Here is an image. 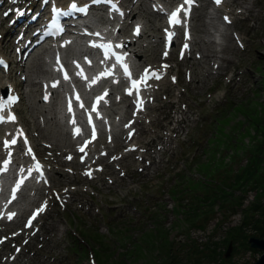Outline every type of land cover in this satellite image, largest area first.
I'll return each mask as SVG.
<instances>
[{
    "label": "rangeland",
    "instance_id": "374dc122",
    "mask_svg": "<svg viewBox=\"0 0 264 264\" xmlns=\"http://www.w3.org/2000/svg\"><path fill=\"white\" fill-rule=\"evenodd\" d=\"M244 1L253 9L251 23L248 22L246 25V22H240L235 25V28L241 29V34L246 39L245 51L237 48L233 53L234 47L230 43L232 49L229 53H233L235 58L232 63L226 64L227 69L224 72L225 74L230 71L229 74H231V70L234 72L239 68L241 72L239 83L231 81L226 85L224 74L218 78L211 75L202 82L201 79L205 78L202 75L203 69L196 72L198 65L197 68L195 65L191 66L190 58L180 60L176 50L171 57L173 69L178 74L179 84L168 82V89L161 90L157 101L152 104L147 124L141 125H145V128L140 130L138 141L145 147L149 146V149L145 153L139 151L135 153L136 157L144 154L145 159L135 163L132 161L134 159L132 156L124 160L123 167L127 169V173L123 176L122 170L118 171L112 166L107 167L102 177H106L103 181L108 185L100 186L98 181L91 182V185L96 188V195L82 191L85 186L78 187L80 191L75 194L78 200L70 204L68 211L54 212L51 218L49 216L45 219L46 222L49 221L47 224L51 231L49 236L55 233L54 240L41 251L37 250L38 247L35 245L33 249L38 252L35 251L31 259H28L30 254L21 256L26 264H35V262L38 264H89V258L81 257L77 253V250H82L80 245L74 246L75 241L69 236L70 229L74 227H77L93 246L98 264H168L170 255L192 264L193 261L190 259L194 257L195 252H192V249L198 247L200 250L204 243H211V241L217 244L215 261L204 259L203 264H255L260 259L262 251L251 250L245 241L250 236L260 237L263 233L264 103L261 98H264V90H262V82L264 85V0ZM199 12L198 10L196 14ZM198 29L197 32H203L207 38L213 35L209 33L211 30L202 28L201 25ZM158 34L161 35L160 32ZM145 37L148 36L145 35ZM142 40L145 41L143 38ZM150 60L154 63L160 61L152 55ZM210 60L208 68L212 65ZM191 67L194 77L188 80L186 74L192 71ZM13 73L12 71L11 74ZM222 78L225 82L218 87ZM199 79L201 84L198 82ZM215 81L218 83L214 84ZM35 84L39 87L38 82L35 81ZM256 84L259 88L258 93L255 91ZM27 85L28 92L34 88L30 83ZM28 101L27 99L26 102ZM230 101L236 103L242 101L246 105H235L229 110L219 109L215 119L217 106L226 102L232 104ZM19 107L26 109L23 102ZM179 111H183L181 113L183 120L177 119L180 117ZM22 115L20 114V117ZM215 122L217 129L214 127ZM29 125L32 126L31 123ZM50 125L54 126L48 124L45 130L49 129ZM203 127H205L204 131H201ZM31 133L37 151L48 164H52L51 171H62L59 170L61 169L59 161L55 163L50 158L52 155L46 154L48 150H53L46 149L45 153L41 152L43 145L38 141L37 131L31 128ZM158 134L163 138H159ZM195 137L201 139L198 151L194 150ZM183 138L187 141H180ZM48 141L51 143V140ZM167 141L169 142L165 146ZM214 141L219 144L217 151L211 149ZM60 148L63 147L56 146L55 150L60 151ZM122 148L123 146L119 147L118 151ZM167 148V152H164ZM231 148L234 150L233 154H230ZM196 153H198L196 159L191 160ZM218 154L221 156L218 157ZM159 155H162L164 164L161 163L158 168V165L152 161L150 166H146L147 159L151 161V157L154 156L159 161ZM255 159H258L256 163ZM59 160L64 161L62 156ZM176 161L180 163L176 165ZM139 167L144 169L140 170ZM179 168L180 172L177 171ZM57 174L54 172L55 178L62 180L63 176ZM200 174H205L207 179ZM241 174L244 177L235 181ZM182 175L185 177L186 186L199 193L198 196L214 195L215 191L210 188L214 187L217 190L218 182L229 186V194L225 190L218 189L219 194L211 197L216 201L211 210H206L207 203L195 197L188 188H184L186 192L179 201H176L173 190H178L177 187L183 180ZM211 178L215 181H211ZM110 179L115 180L116 183L110 185L108 183ZM58 180L54 181V186L61 188L62 185ZM84 181L76 175L71 182H74V186L77 187V182ZM117 183L121 186L115 185ZM131 185H134V189L127 194V188ZM236 189L240 192L236 193ZM80 192L81 195H79ZM233 192L235 199L229 196ZM172 194H174L173 198ZM107 203L125 206L114 208L116 215L112 211L113 208H107ZM255 204L260 208L256 210L253 207ZM202 205L205 206V208L202 207V210H206L205 213H201L202 210H200L201 216L198 219L190 217L192 210ZM189 208H191L190 212H188ZM70 211L75 216L71 215ZM244 221L247 223L243 225ZM242 242L244 245H240ZM230 243L238 246L237 250L233 246L231 253L227 256ZM25 253L24 251L23 254ZM47 254L49 257L44 260ZM197 254L199 255L200 252L197 251Z\"/></svg>",
    "mask_w": 264,
    "mask_h": 264
},
{
    "label": "bare ground",
    "instance_id": "6f19581e",
    "mask_svg": "<svg viewBox=\"0 0 264 264\" xmlns=\"http://www.w3.org/2000/svg\"><path fill=\"white\" fill-rule=\"evenodd\" d=\"M132 6H131L132 9L127 10V13L131 16V20H134L137 18H142V17L144 18V16L148 12V9L146 8L145 4H143V3L138 4L136 7H134V4ZM100 17L104 19V17H102V16H100ZM84 21L89 22V19L88 20L84 19ZM217 22H218L217 10H215V11L210 13V15L208 17V21L202 22L200 25L202 26V28H205V29L208 28L209 31L211 30L209 33H212V29H215V25L217 24ZM103 26H104L103 28L97 27L94 31H96L102 37H104L106 39H113L115 36H117V34H121V33H124L127 31V27L125 26V24L123 22H121L119 24H112V23H109L106 21L103 23ZM144 34L149 37V34H147V31H144ZM224 34L226 35V33H223V32H221V34H220L222 39L224 38V36H223ZM89 41H92V40H89ZM156 41H158V40H156ZM212 44H213L212 38H207V37L203 36L201 38L195 37L193 39V37H192L190 39V43H189L186 50L189 51L191 46L194 45L195 47H197V46L199 47V49H197V52H201L200 48L204 47L203 53L201 52L200 54H196V56L200 57V55H201L203 58L204 57H213V55H216V53H214L213 49L211 48ZM146 46H147L146 41H143L142 38L136 37L134 35L131 37V39L128 40V48L130 51L133 52L134 56L136 57V60L139 62L144 61V56H145L144 53L149 48V47L147 48ZM221 46H222V48H221L222 54L224 55V53L226 52V54L229 55L230 54L229 51L232 49V45L230 44L229 40L226 39L225 42H223L221 40ZM151 47H153V45ZM155 51H156V49H155ZM217 56L220 57L221 59H223V58L227 59L228 58L227 56H220L218 54H217ZM217 59L219 60V58H217ZM22 61H23V57L20 54H18L17 58H16V63L19 64V62H22ZM30 64L31 65H29L28 68L32 69L33 67H35V72L37 73V76H39L40 74L50 75V78H49V81L48 80L47 81L39 80L38 81V83H39L38 88H36V89L32 88V89H30L29 92L26 91L27 99L29 101L26 102L25 106H26L28 114L31 116L32 113L36 112L40 116L45 115L47 125L52 124L55 126L54 127V126L50 125L49 129L45 130V128H42L41 124L38 121H36V117H34L35 126L40 128L41 131L44 133V136L49 138V140H51V142H53L55 145H56V142H61L63 144L71 145L70 134L68 133V131H65L64 127L66 125L60 121V117L62 118V116H63L65 118H68L70 126L72 128H74L76 126V128L81 127L83 130V125L81 122V116L79 113H76V112H74L72 114H67L65 109L62 110L61 105L59 107H57V105L59 104V101H58L59 93L57 91V88L60 86L64 87L65 88V94H68L69 84L64 83L56 73L51 72L50 70H48L47 68H45L43 66V64L39 61V52L33 56ZM72 65H73L72 72L75 75H77L78 77H80L84 80H88L86 82V89H88V92H90L92 90V88L94 87V85H93L94 78L91 77L86 72V70L84 69L82 61L78 57L75 56L72 58ZM194 65L195 64H192L191 66H194ZM111 66H112V64L110 62H107L105 65H101L100 69L102 70V73H103ZM21 71L17 70L16 73L19 74V72H21ZM165 73H167V71ZM204 79L205 78H202L201 81L203 82ZM55 81H59V84L57 87L54 88L51 85ZM4 88L6 90H8V92H10L11 94H14L12 87H9V85H6V84L0 82V95L3 92ZM152 88L155 89V84L153 85ZM108 91L109 92L107 94H104L102 91H99V90L94 91V92L98 93V98L100 99L103 106H106V104H107V95L109 93H114L113 89H108ZM39 94H40V96L43 95L44 101L38 99ZM45 96H47V99H45ZM69 104H70V102H69ZM75 106L77 107V103L75 104ZM129 108H130V105L126 104L122 110L129 112ZM108 111L112 112L113 114H117V115L120 114V116H123V113L116 111V109H113V107L108 109ZM95 115H96V118L98 120H100V121L103 120L104 114L102 113L101 108H98V110L95 111ZM137 123H139V122H137ZM19 127H20V125H19L17 119L15 121L11 122L9 125H7V128L10 130L9 141H11V139L14 137V135L16 133H18ZM22 131H23V129H22ZM116 137H118V136H116ZM22 142H27V140L25 139L24 136L20 140L18 139L16 145L10 144V146L8 148L1 147L2 150L0 152V164H2L3 159H9L10 162H14V161L20 159V157L23 154L25 155L23 149L21 148ZM48 142L50 143V141H48ZM53 143H50V146ZM9 150H11V153H12L11 156L8 155ZM10 167H12L14 170L7 169L6 171H0V197L5 196L8 193L9 186H6V185L10 180L11 172H13L19 168V167L14 166L13 164H10ZM27 169L28 168L20 169L19 170L20 173L12 176V178H15L16 176H19V177L25 176L26 174H28ZM4 204H5V200L0 202L1 206H4Z\"/></svg>",
    "mask_w": 264,
    "mask_h": 264
},
{
    "label": "snow or ice",
    "instance_id": "6c2138e0",
    "mask_svg": "<svg viewBox=\"0 0 264 264\" xmlns=\"http://www.w3.org/2000/svg\"><path fill=\"white\" fill-rule=\"evenodd\" d=\"M194 0H184V4L186 5H189V7L187 9L184 10V15L187 16L188 13L190 12V6L193 4ZM215 3H217L218 5L222 3V0H215ZM72 7H76V5L74 3L71 4ZM184 6L182 5L181 7H178L175 11H173L169 17V24L170 25H174V24H179L180 23V20L178 19V14L181 12L182 8ZM84 9H81V11H83ZM5 15H7V13H5ZM225 20L227 21L228 20V17L226 16L225 17ZM59 30V29H58ZM139 32H140V26L137 25L136 29H135V32L134 34L136 35H139ZM165 32L167 33V36H168V39L169 41L171 40L172 36L175 35L174 32H171L169 31L168 29H165ZM94 35L96 36H100L99 33H95ZM93 47H99L101 49L104 50V57L105 59H109V58H112L114 57L115 58V61L117 64L121 65L122 68H123V71H124V74L125 76L127 77V79L130 81V87L127 89V94L128 95H133V92L136 93V103H137V107L139 109H142L143 107V101L142 99L140 98L139 96V93L142 89H147L149 87H152L153 85L149 84L148 81L149 80H152V79H155V80H160L162 78L161 76V73L159 70H156V69H152L151 66H146L145 69L143 70V73L139 76V78H133V74L129 68V65L127 63L124 62V58H125V55L126 53H120V54H117L116 52L112 51V45L109 43V44H96V43H93L92 44ZM117 48H121V47H124V45L122 44H117L116 45ZM185 49L188 47V45H184ZM163 55L166 57L168 55L167 51H165L163 53ZM3 63V60L0 59V64ZM57 63H59V57H57ZM162 68L166 69L168 67V65H162L161 66ZM108 74H111V73H108ZM68 74L65 73L64 74V79H68ZM173 81H175V77L172 78ZM59 84V81H55L53 82V84L51 85L52 87H57ZM47 87V86H46ZM45 99H47V96H45ZM79 96L76 97V100H79ZM119 99V98H117ZM16 100L15 97H13L11 100H9V103H14ZM81 107H83V104L80 105ZM6 107V105L3 103L2 100H0V112H2L4 110V108ZM69 111H71V106H69ZM5 119L4 116L0 115V122H3ZM9 120H15V117L14 116H10L8 117ZM126 127H128V125H126ZM23 135V133H21ZM93 135H95V133H93ZM10 144L11 145H16L17 144V140L16 139H12L10 141ZM4 145L7 147L9 145V141L8 140H5L4 141ZM80 151H84L83 148L80 149ZM28 152L31 153L32 152V149L31 148H28ZM11 150H9V153L8 155L11 156ZM34 158V157H33ZM69 159H71V157H68ZM10 163V160L9 159H3L2 160V164H0V171H6L7 170V167ZM35 171L37 173H39V177H43L44 176V173L42 171V166L41 164L37 161L36 165H35ZM71 171V170H69ZM32 172H33V168H28L27 169V173H28V176H31L32 175ZM85 175H89L91 176V172H85ZM23 183V181H20L16 184V187L13 189V194H12V200H15L16 199V191L17 189H19L21 187V184ZM44 183H47V180H44ZM64 191H67V189H65ZM59 199V196L57 197ZM12 200H9L8 203L10 204L12 202ZM47 200H45L43 202V204L38 207L32 214V216L29 218V220L27 221L25 227H32V222L34 220L37 219V216L41 213H43L45 210H46V207H47ZM5 207H7V205H5ZM15 215V213H9L8 214V219L11 220L13 218V216ZM15 235V234H14ZM3 241H0V243H2ZM17 251H19V249H17Z\"/></svg>",
    "mask_w": 264,
    "mask_h": 264
},
{
    "label": "trees",
    "instance_id": "16d2710c",
    "mask_svg": "<svg viewBox=\"0 0 264 264\" xmlns=\"http://www.w3.org/2000/svg\"><path fill=\"white\" fill-rule=\"evenodd\" d=\"M241 105H245V104H241ZM258 161V159H255V163ZM253 166H255V164H254V162H253ZM254 170H255V168H254ZM252 172V171H251ZM250 174V173H249ZM248 174V175H249ZM248 175H247V178H248ZM244 176H243V174H241V175H239V176H237L236 177V179H235V181H237L238 180V178H240V179H242ZM219 184H221V186L219 187V188H221V189H223V190H225L226 192H227V194H229V190H230V188L229 187H226L225 185H223V183H219ZM217 191V190H216ZM239 191V189H236L235 190V192L237 193ZM241 194V193H240ZM231 198H233V199H235V197H234V192H233V194H231L230 193V195H229ZM237 199V198H236ZM215 199H211V198H207V199H205V203H208V205L206 206L207 208H206V210H211L212 208H214V206H215ZM202 207H204L205 208V206H202ZM201 207V208H202ZM256 210L257 209H259L260 207H258L256 204L253 206ZM199 210V208L197 209V208H194L193 210H192V212H191V214H190V217H193V218H199V216L201 215L200 214V212L201 213H205V211L206 210H202V211H198ZM201 210V209H200ZM192 219V218H191ZM192 222H194V221H192ZM256 222V221H255ZM247 222L246 221H244V223H243V225L244 224H246ZM240 229H242V228H240ZM258 229V228H257ZM238 234V233H237ZM216 243L214 242V241H211V243L210 242H207V243H204L203 245H202V247H201V249L199 250V248L198 247H194L193 249H192V252H194V257L192 258V259H190L191 261H193L192 262V264H203V261H204V259H208L209 261H215V257H216V253H217V249H216ZM198 252H200V254L198 255L197 254V251ZM196 255V256H195ZM169 257V261H168V264H171V262H172V264L174 263V264H188V262H184L183 260H181V259H176V257H173L172 255H170V256H168Z\"/></svg>",
    "mask_w": 264,
    "mask_h": 264
},
{
    "label": "water",
    "instance_id": "95a60500",
    "mask_svg": "<svg viewBox=\"0 0 264 264\" xmlns=\"http://www.w3.org/2000/svg\"><path fill=\"white\" fill-rule=\"evenodd\" d=\"M252 242L255 247L264 250V239L252 238ZM231 248L232 247L230 246L227 251V255L230 254ZM255 264H264V255Z\"/></svg>",
    "mask_w": 264,
    "mask_h": 264
}]
</instances>
